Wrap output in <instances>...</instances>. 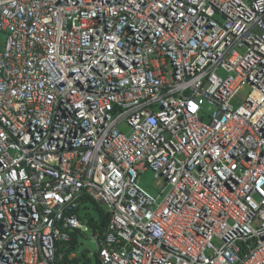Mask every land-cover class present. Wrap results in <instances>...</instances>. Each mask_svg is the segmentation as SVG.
<instances>
[{
    "label": "built area",
    "instance_id": "built-area-1",
    "mask_svg": "<svg viewBox=\"0 0 264 264\" xmlns=\"http://www.w3.org/2000/svg\"><path fill=\"white\" fill-rule=\"evenodd\" d=\"M0 35V264L62 261L85 197L100 264H264V0H0Z\"/></svg>",
    "mask_w": 264,
    "mask_h": 264
},
{
    "label": "rangeland",
    "instance_id": "rangeland-1",
    "mask_svg": "<svg viewBox=\"0 0 264 264\" xmlns=\"http://www.w3.org/2000/svg\"><path fill=\"white\" fill-rule=\"evenodd\" d=\"M0 39L5 40V36L0 35ZM168 69L169 70L171 69L170 65H168ZM250 92H251L250 88H244L243 90H241L240 93L235 98V100L231 103V106L234 109L239 108L244 103ZM203 108L205 109V111L203 112L202 118L206 123H208L210 117H212L215 112V108L209 105H204ZM119 128L125 134L129 135L131 133L130 128L126 124L120 125ZM139 185L150 195L157 198L158 203H160L163 200V198L166 196V194L170 189L168 187L164 192L166 183H164V180L162 178L157 179L156 175L151 171H147L140 176ZM102 209L104 210V212L108 211V208L106 206H104ZM78 214L81 218L91 217L96 222L99 221V214L95 211L94 206L92 204H86L85 206H82L79 209ZM86 228L87 227H83V234L79 237L78 240L79 244L75 252V255L79 259L80 262L79 264H85V262H89L90 264H95L99 247L97 241L94 238L93 231L90 228H87L86 231L85 230ZM215 243L216 246L218 247L221 246L220 244H218V242Z\"/></svg>",
    "mask_w": 264,
    "mask_h": 264
},
{
    "label": "trees",
    "instance_id": "trees-1",
    "mask_svg": "<svg viewBox=\"0 0 264 264\" xmlns=\"http://www.w3.org/2000/svg\"><path fill=\"white\" fill-rule=\"evenodd\" d=\"M86 204H92L94 206L95 211L99 214V221L96 222L91 217L84 218V220L88 221V225L92 228V231L94 234H99L100 236H103L105 232L107 231V228L110 222L109 215L106 212H104V210L90 197H85L82 199L80 208L82 206H85ZM70 235H71V239L68 243L58 244L57 257L62 256L63 258L62 261L58 262V264H79L80 263L77 257L73 259H71V257L75 255V252L79 244L78 240L82 234L78 231H74ZM87 263L90 264L89 262H85V264ZM95 264H100V261L97 257L95 260Z\"/></svg>",
    "mask_w": 264,
    "mask_h": 264
},
{
    "label": "clouds",
    "instance_id": "clouds-1",
    "mask_svg": "<svg viewBox=\"0 0 264 264\" xmlns=\"http://www.w3.org/2000/svg\"><path fill=\"white\" fill-rule=\"evenodd\" d=\"M79 208H80V206L78 207L76 213H77L79 219L82 221L83 226H82V228L76 229V230H74V231H78V232H80L81 234H83V227L90 228L91 230H92V228L88 225V221H87V220H84V218L81 219V217L79 216V214H78V210H79ZM101 208H102V207H101ZM87 228L85 229L86 231H87ZM74 231H73V232H74ZM73 232H71V233H73ZM71 233H70V234H71ZM70 236H71V235H70ZM95 236H96V234H94V238H95ZM70 239H71V238H70ZM69 241H70V240H69ZM66 243H68V242H66ZM73 258H76V255H73V256L71 257V259H73ZM97 258L99 259L98 254H97Z\"/></svg>",
    "mask_w": 264,
    "mask_h": 264
}]
</instances>
